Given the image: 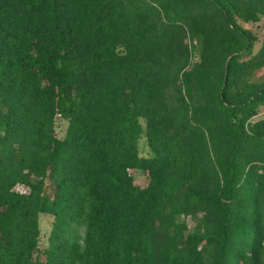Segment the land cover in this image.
Masks as SVG:
<instances>
[{"label":"trees","instance_id":"16d2710c","mask_svg":"<svg viewBox=\"0 0 264 264\" xmlns=\"http://www.w3.org/2000/svg\"><path fill=\"white\" fill-rule=\"evenodd\" d=\"M247 23L264 0H0V264H264Z\"/></svg>","mask_w":264,"mask_h":264},{"label":"rangeland","instance_id":"374dc122","mask_svg":"<svg viewBox=\"0 0 264 264\" xmlns=\"http://www.w3.org/2000/svg\"><path fill=\"white\" fill-rule=\"evenodd\" d=\"M246 27L253 28L261 37L264 34V28L259 27L257 23H247L245 24ZM260 44V43H259ZM258 47V46H257ZM67 121L61 119L60 117L57 120V132L58 136L63 137L66 131ZM139 148L141 154H148L149 153V146L147 144V140L145 135H142L139 139ZM130 173L134 176L135 182L140 186L144 187L149 182V176L147 175V171H136L135 169H130ZM18 189L24 192H28V187L24 185H19ZM187 221L190 226H194V221L192 218H187ZM54 222V216L51 214H42L40 217V224L42 230V245L47 243L48 236L52 229V224Z\"/></svg>","mask_w":264,"mask_h":264},{"label":"crops","instance_id":"0c3cea01","mask_svg":"<svg viewBox=\"0 0 264 264\" xmlns=\"http://www.w3.org/2000/svg\"><path fill=\"white\" fill-rule=\"evenodd\" d=\"M258 47H259V45H258ZM256 117L257 118H264V106L260 109V111L258 112V114L256 115Z\"/></svg>","mask_w":264,"mask_h":264}]
</instances>
